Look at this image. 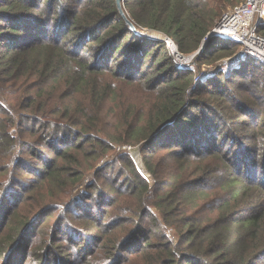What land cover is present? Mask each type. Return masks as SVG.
Listing matches in <instances>:
<instances>
[{
  "label": "trees",
  "instance_id": "1",
  "mask_svg": "<svg viewBox=\"0 0 264 264\" xmlns=\"http://www.w3.org/2000/svg\"><path fill=\"white\" fill-rule=\"evenodd\" d=\"M244 1L0 0V264H264V63L192 87L239 46L145 35Z\"/></svg>",
  "mask_w": 264,
  "mask_h": 264
},
{
  "label": "built area",
  "instance_id": "2",
  "mask_svg": "<svg viewBox=\"0 0 264 264\" xmlns=\"http://www.w3.org/2000/svg\"><path fill=\"white\" fill-rule=\"evenodd\" d=\"M261 24H264V0H245L224 11L208 35L231 41L239 46L234 56L230 57V61L241 59L239 62H242L247 57H252L264 63V36L258 32V27ZM155 33L159 32L147 30L145 35L158 38L166 44L178 69L188 66L193 61L195 53L185 55L168 36L163 33H160L161 35ZM210 73L207 70H202L195 75L192 87H195Z\"/></svg>",
  "mask_w": 264,
  "mask_h": 264
},
{
  "label": "rangeland",
  "instance_id": "3",
  "mask_svg": "<svg viewBox=\"0 0 264 264\" xmlns=\"http://www.w3.org/2000/svg\"><path fill=\"white\" fill-rule=\"evenodd\" d=\"M157 34V33H155ZM193 54V53H192ZM187 55H191V54H187ZM195 59V57H194ZM194 59L193 61L189 64V66L194 62ZM241 60V59H240ZM240 60H235L233 61V59L230 61V57H226V58H223L217 62H215L213 65L211 64H208L207 62H199V64H194L193 67H191L193 70H194V76L197 75L198 73H200L202 70H207L210 72H212L214 70V67L215 66H218V67H222L221 69L223 71H228V72H234L236 71V69L239 68V64L241 62H239ZM233 62V63H232ZM238 62V63H237ZM182 70V69H181ZM194 79V77H193ZM128 150V154L130 155L132 161L135 163L136 165V168L138 169V171L141 173L142 176H144L145 178H147V175L149 176V174H147V172L144 170L143 168V165H142V161H141V154L138 150L137 147H130V148H127ZM118 151V150H117ZM115 153H112L108 156V158H103L99 164L97 165V170L99 169L98 166H100V164L102 163H105L104 161H107V160H110L114 157ZM96 170V171H97ZM93 179V175L91 176H87L84 181L82 182L81 186L74 190L73 192L74 193H78L77 195L81 194V193H84L83 191L86 190L88 193H89V190L88 188L86 187V185L89 184V182ZM150 184H152V181L149 180Z\"/></svg>",
  "mask_w": 264,
  "mask_h": 264
},
{
  "label": "water",
  "instance_id": "4",
  "mask_svg": "<svg viewBox=\"0 0 264 264\" xmlns=\"http://www.w3.org/2000/svg\"><path fill=\"white\" fill-rule=\"evenodd\" d=\"M115 2H116V5L118 6V9H119L120 12L122 13V15L125 16L124 11H123V9H122V3H123V0H115ZM127 21H128V20H127ZM128 24L131 26V28L134 29V26H133V24H132L130 21H128ZM208 34H209V33H208ZM208 38H209V35H207V36L202 40V42H201L199 48L197 49L196 52H194L196 55H198V54L201 53V51L203 50V48H204V46H205V44H206ZM147 178H149L148 175H147Z\"/></svg>",
  "mask_w": 264,
  "mask_h": 264
},
{
  "label": "bare ground",
  "instance_id": "5",
  "mask_svg": "<svg viewBox=\"0 0 264 264\" xmlns=\"http://www.w3.org/2000/svg\"><path fill=\"white\" fill-rule=\"evenodd\" d=\"M158 35H161L160 33Z\"/></svg>",
  "mask_w": 264,
  "mask_h": 264
}]
</instances>
